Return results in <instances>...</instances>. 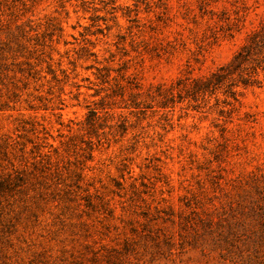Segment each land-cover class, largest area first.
Listing matches in <instances>:
<instances>
[{
    "label": "rangeland",
    "instance_id": "374dc122",
    "mask_svg": "<svg viewBox=\"0 0 264 264\" xmlns=\"http://www.w3.org/2000/svg\"><path fill=\"white\" fill-rule=\"evenodd\" d=\"M263 23L264 0H0V264H264V50L204 88Z\"/></svg>",
    "mask_w": 264,
    "mask_h": 264
},
{
    "label": "trees",
    "instance_id": "16d2710c",
    "mask_svg": "<svg viewBox=\"0 0 264 264\" xmlns=\"http://www.w3.org/2000/svg\"><path fill=\"white\" fill-rule=\"evenodd\" d=\"M264 50V23L261 25L259 30L254 31L249 37L247 43L235 54L231 63L227 66H222L218 69V72L213 73L204 82V88H208L209 85H216L223 82L225 78L231 76L235 71H238L239 79L243 83L254 82V75L258 66L263 61L261 53ZM254 61L251 66L252 71L244 72L246 70V63ZM229 67H232L231 69ZM228 69V71H226ZM224 71V72H223ZM213 79H216L214 82Z\"/></svg>",
    "mask_w": 264,
    "mask_h": 264
}]
</instances>
